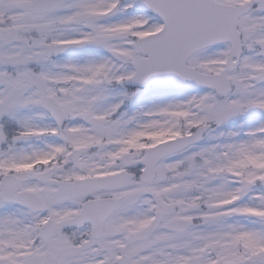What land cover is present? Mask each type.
Segmentation results:
<instances>
[{
	"label": "snow or ice",
	"instance_id": "snow-or-ice-1",
	"mask_svg": "<svg viewBox=\"0 0 264 264\" xmlns=\"http://www.w3.org/2000/svg\"><path fill=\"white\" fill-rule=\"evenodd\" d=\"M0 264H264V0H0Z\"/></svg>",
	"mask_w": 264,
	"mask_h": 264
}]
</instances>
